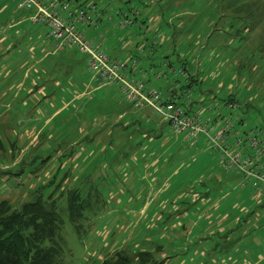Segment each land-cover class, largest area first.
I'll return each instance as SVG.
<instances>
[{"label": "rangeland", "instance_id": "obj_1", "mask_svg": "<svg viewBox=\"0 0 264 264\" xmlns=\"http://www.w3.org/2000/svg\"><path fill=\"white\" fill-rule=\"evenodd\" d=\"M17 1L0 0V201L18 208L51 196L64 209L77 191L86 209L79 236L63 211L65 264H100L118 250L162 264H264V199L224 169L204 138L182 141L117 85L93 81L82 55L57 48ZM75 3L103 10L117 56L101 49L137 62L162 96L187 78L161 63H183L202 120L219 114L215 123L228 119L241 137L264 134V0ZM130 9L132 22L118 27L115 11ZM228 94L233 109L222 106Z\"/></svg>", "mask_w": 264, "mask_h": 264}, {"label": "built area", "instance_id": "obj_2", "mask_svg": "<svg viewBox=\"0 0 264 264\" xmlns=\"http://www.w3.org/2000/svg\"><path fill=\"white\" fill-rule=\"evenodd\" d=\"M69 1L60 0H18L17 7L29 10V19L32 23L42 24L47 28V35L56 41V47H75L85 54L86 68L91 72L94 81L101 83L113 82L119 85L124 98L134 108L149 107L168 124L174 135H181L182 140L194 143L199 137L204 138L210 150L218 156L224 169L236 175L242 180V186L249 184L257 198H264V138L262 131L254 129L243 137H238L232 132L233 124L228 119L221 117L220 124L215 123L219 115L214 119L202 120L199 109L187 112L190 106L187 91L176 98L177 82L169 87V94L161 98L152 87H146L141 79H135L127 74L126 70L133 63L127 65L122 61L110 59L98 44L83 34L77 23L93 24L99 11L94 3L75 7L67 10ZM65 13L63 16L58 8ZM136 11L133 12V16ZM131 15L122 12L117 25L122 28L131 23ZM111 61H109V60ZM168 66L172 74L180 73L185 76L182 64L178 67ZM160 72L155 73L159 77ZM144 76V73L141 74ZM181 87L177 89V92ZM217 107V106H216ZM216 107L214 109H216ZM232 104L227 108L233 109ZM208 109V108H207ZM212 110V109H211ZM210 119L212 121H210Z\"/></svg>", "mask_w": 264, "mask_h": 264}, {"label": "trees", "instance_id": "obj_3", "mask_svg": "<svg viewBox=\"0 0 264 264\" xmlns=\"http://www.w3.org/2000/svg\"><path fill=\"white\" fill-rule=\"evenodd\" d=\"M122 12H127V14L131 15L130 19L132 22L133 9L124 11L116 10L114 14L116 15L115 17L118 18ZM133 17H135V15ZM84 35L85 37L91 39L88 35ZM74 49L76 48L74 47ZM76 51L83 55L82 61L84 63V67L91 76V72L85 65V54L79 52L77 49ZM167 63L171 66L169 61L161 63V66H167ZM182 67L184 69L183 63ZM130 68L131 67L127 68L126 73L132 75L130 73ZM166 68L167 72L168 66ZM133 78L141 79L146 87H151L146 85L144 76H141L140 78L133 76ZM189 78L191 79V76ZM92 80L94 81L93 78ZM109 83L113 82H108V84ZM179 84L180 83H178L176 88H180L182 84ZM98 85H103V83ZM117 86L119 88V85ZM155 90L158 91L157 89ZM158 94L161 98H164L169 94V88L167 94L165 92L166 95L162 96L159 91ZM122 96L124 97L123 94ZM190 102L192 104L193 101L190 100ZM127 103L129 104V102ZM234 103L235 100L231 97V94H228L226 99L223 101L222 106L223 108H227V105H234ZM194 104L196 105V103ZM207 108L209 107H206V109ZM196 109L197 108L190 110L189 106L187 112H191ZM232 132H235L238 137H241L239 136L240 134L238 131L236 132L233 130ZM181 135L176 136H180L182 140ZM63 201H65L66 204L64 209H61V201H58V198L55 199L51 196L44 198L37 195L32 201L24 202L18 208H16L17 206H11L9 202L5 200L0 201V264H65L64 257L66 254L69 255L70 253L66 247L65 239L61 234L63 211L65 210L67 220L71 223V225H73L75 232L79 236V228L81 226L78 222L84 219L83 212L86 207L83 203V199L80 198L75 190L68 192ZM133 261L136 262V264H162V262H155L147 252H137L133 257H131L123 250L113 252L110 256L104 258L100 264H133Z\"/></svg>", "mask_w": 264, "mask_h": 264}, {"label": "crops", "instance_id": "obj_4", "mask_svg": "<svg viewBox=\"0 0 264 264\" xmlns=\"http://www.w3.org/2000/svg\"><path fill=\"white\" fill-rule=\"evenodd\" d=\"M67 0H60V2H65ZM76 0H70L69 1V5L67 6V10H73L75 7H77L76 5ZM98 10V9H97ZM58 11L60 14H62L63 16L65 15L64 12H62L60 10V7L58 8ZM99 13L98 15L95 17V20H94V23L93 24H90V25H87V24H83V23H80L78 22L77 23V27L80 28L84 34L88 35L91 40L93 41V43L95 44H98L99 45V48L101 49V46H105V48H107V50L109 51V49L111 50L112 52V56L113 57H116L117 55H114L116 52H117V45H116V40H115V27L112 26V25H109L108 22H106L104 17H103V10L102 9H99L98 10ZM108 20H111V17L108 18ZM38 24V23H37ZM44 26V25H43ZM45 27V26H44ZM46 28V27H45ZM119 29V28H118ZM45 35H47V28H46V32H45ZM136 37V35H134ZM50 37V36H48ZM51 38V37H50ZM148 38H144V41H143V44H146V40ZM139 41L137 40V37H136V42ZM102 50V49H101ZM103 51V50H102ZM104 52V51H103ZM153 52V50L151 49H148L147 50V55L151 54ZM83 56V55H82ZM66 61V59H65ZM65 64H68L67 62ZM153 64V63H152ZM139 68H138V67ZM140 69H143L142 72L140 73ZM168 73H171L170 70H167ZM130 73L134 76V77H137V78H140L141 77V74L144 73V79L146 81V85H149V76L147 74V72L145 71L144 68L140 67V65L136 63H134L131 68H130ZM172 74V73H171ZM191 76V75H190ZM189 75H185L184 78H188L187 81H185L186 83L181 87V90L177 92V89L179 88H176V98L180 97L184 91L186 90H189L190 89V85L192 84V77L191 79L189 78L190 77ZM189 80V81H188ZM167 82H165L166 84ZM180 85V84H179ZM165 86V85H164ZM170 87V85L167 87L166 89V94L168 92V88ZM165 90V89H164ZM164 92V91H162ZM165 94V95H166ZM180 94V96H179ZM179 101L181 102L182 101V98L180 97ZM193 104V105H192ZM192 104L190 103V110L191 109H195L196 108V105L192 102ZM144 108H148L150 109L149 107H144ZM151 110V109H150ZM152 111V110H151ZM212 111V110H210ZM153 112V111H152ZM156 115V114H155ZM157 116V115H156ZM214 119V118H213ZM233 130H235L237 132V128L234 126L233 127ZM239 135V134H238ZM200 139V137H199ZM198 139V140H199Z\"/></svg>", "mask_w": 264, "mask_h": 264}]
</instances>
